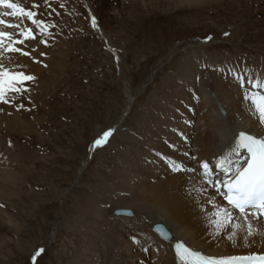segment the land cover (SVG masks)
Instances as JSON below:
<instances>
[{
	"label": "rangeland",
	"instance_id": "obj_1",
	"mask_svg": "<svg viewBox=\"0 0 264 264\" xmlns=\"http://www.w3.org/2000/svg\"><path fill=\"white\" fill-rule=\"evenodd\" d=\"M86 1L89 7L83 0H23L19 6L35 12L46 31L0 5V19L8 21L0 30L24 40L13 45L22 52L8 51L19 63L30 53L40 59L60 54L63 63L55 85L38 98V90L29 93V80L0 101V114L37 119L28 132H14L19 142L7 134L24 152L28 169L0 200V264H69L86 254L90 228L102 251L91 252L89 262L104 264L103 248L114 245L110 226L123 221L113 211L129 195L127 169L142 150L121 132H144L150 110L166 99L165 89L176 90L185 59L198 64V79L210 67L231 77L234 91L264 72V0ZM91 13L99 32L90 26ZM16 23L19 28L7 26ZM29 28L35 39L21 35ZM6 54L1 63L13 59ZM127 94L133 104L118 123ZM110 129L107 142L96 146ZM92 202L103 207L105 221L93 215Z\"/></svg>",
	"mask_w": 264,
	"mask_h": 264
},
{
	"label": "bare ground",
	"instance_id": "obj_2",
	"mask_svg": "<svg viewBox=\"0 0 264 264\" xmlns=\"http://www.w3.org/2000/svg\"><path fill=\"white\" fill-rule=\"evenodd\" d=\"M83 1L89 7L87 1ZM167 1L192 5L206 0ZM12 2L20 5L23 0ZM90 15V26L99 32L95 17L92 13ZM3 53L6 54L1 51L0 55ZM7 55L15 61L7 59L2 62L5 67L34 77V86H29L28 90L29 93H37L38 90L36 98L49 86L55 85L63 68L61 55L56 53L47 59L30 53V58L23 64L19 63L15 54L8 52ZM183 62V73L179 76L176 90L168 92L165 89L166 99L158 100L160 108L150 110L143 134H137L130 128L121 132L127 140L139 145L138 150H142L135 153L134 162L127 166L129 178L125 184L126 194L129 195L119 207L130 208L132 214L117 215L123 219L120 227L111 224L110 237L114 245L107 244L103 248L101 260L103 258L104 264H179L172 250L176 240H184L197 250L217 257L264 255V220L261 217L259 220L250 218L255 232L247 236L249 221L227 205L216 189L202 179L203 170L200 167L205 161L213 167L229 150L239 131L264 134V126L251 110V102L242 95V92L251 90V85L246 80V89L234 91L231 77L220 75L214 67L198 79V64L194 66L188 59ZM257 79L250 78L252 81ZM259 80H264V72ZM213 93L225 109V114L218 109ZM127 98L118 123L124 120L132 107L129 94ZM35 119L24 120L16 114L9 116L7 110L0 114V200L16 188L20 176L28 169L24 152L7 134L13 135L19 142L17 137L21 131L25 128L28 132ZM215 175L223 176L219 169H215ZM99 205L92 202L91 212L98 220L105 221L103 207ZM225 208L231 213L227 220L223 216ZM218 210L221 213L219 216ZM157 222L170 232L169 239L162 238L153 229V224ZM90 230L92 236L87 241L86 254L77 255L69 264H90L91 252L101 247L97 230ZM233 235L230 240L229 236Z\"/></svg>",
	"mask_w": 264,
	"mask_h": 264
},
{
	"label": "snow or ice",
	"instance_id": "obj_3",
	"mask_svg": "<svg viewBox=\"0 0 264 264\" xmlns=\"http://www.w3.org/2000/svg\"><path fill=\"white\" fill-rule=\"evenodd\" d=\"M0 5L12 9L8 15L26 16L37 25L41 31H46L42 20L35 19L36 13L20 7L12 0H0ZM6 21L0 19V25H5ZM8 27L19 28L18 24H9ZM93 26L95 21L93 20ZM21 35L25 39H35L32 29L25 32L21 30ZM227 35V33H226ZM7 41V46L5 47ZM23 44L24 40H13L12 34L8 31L0 30V48L4 51L22 52L14 44ZM28 55V53H22ZM34 77L23 72L11 71L0 63V101L7 102L6 96L9 92H20L25 81L33 80ZM243 86V78L239 77ZM251 90L245 92V99L251 102V110L258 115V122L264 126V81L257 79L249 80ZM114 130L105 131L103 135L95 141L96 146L107 142V138ZM201 177L204 181L216 189L220 195L233 208L238 210L247 224V236H252L255 232L251 219L259 220L264 217V134H249L246 131H239L233 138V143L229 150L220 156L213 167L208 162H203ZM215 169H219L223 174L222 178L215 175ZM221 213L217 212L219 216ZM224 218L230 219L231 213L227 208L223 210ZM233 236H229L232 240ZM247 238V237H246ZM42 251V250H41ZM175 254L179 264H264V255L252 254L249 256H213L205 255L200 251L187 247L183 242L175 244Z\"/></svg>",
	"mask_w": 264,
	"mask_h": 264
},
{
	"label": "water",
	"instance_id": "obj_4",
	"mask_svg": "<svg viewBox=\"0 0 264 264\" xmlns=\"http://www.w3.org/2000/svg\"><path fill=\"white\" fill-rule=\"evenodd\" d=\"M213 98L216 101V105L220 112L222 114H225V109L223 108L222 104L219 102L217 99V96L213 93L212 94ZM114 214L115 215H131L132 210L130 208H115L114 209ZM153 229L158 233L159 236H161L164 239H169L170 238V232L167 230V228L160 222L154 223L153 224Z\"/></svg>",
	"mask_w": 264,
	"mask_h": 264
}]
</instances>
